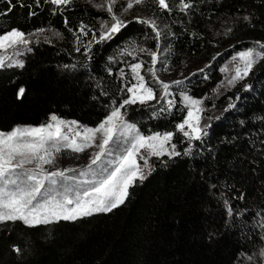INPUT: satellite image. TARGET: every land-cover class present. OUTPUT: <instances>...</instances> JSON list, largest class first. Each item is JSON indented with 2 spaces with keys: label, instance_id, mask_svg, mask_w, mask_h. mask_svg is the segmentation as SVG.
I'll return each instance as SVG.
<instances>
[{
  "label": "trees",
  "instance_id": "trees-1",
  "mask_svg": "<svg viewBox=\"0 0 264 264\" xmlns=\"http://www.w3.org/2000/svg\"><path fill=\"white\" fill-rule=\"evenodd\" d=\"M12 3L14 9L7 16L0 15V31L17 28L32 33L43 28L45 32L31 37L32 51L23 68L0 69V130L38 126L53 113L95 127L111 98H120L124 81L119 72L125 70L127 56L119 53L125 43L135 39L155 50V41L144 38L145 31L151 34V30L132 22L111 42L93 45L88 59L83 49L75 51V37L69 29L78 31L84 24L98 30L101 20L108 19L92 0H72L56 14L54 6L44 0H39V7L36 0ZM169 3L171 13L161 12L150 0L134 9L138 16L156 18L165 33H174L162 41L169 46L161 53L168 69L211 62L212 67L205 69L208 79L192 77L187 90L194 96L215 89L220 67L234 53L264 41V0H192L194 7L187 14L175 7L178 0ZM7 6V0H0V12ZM29 11L36 15L29 16ZM244 15L250 16V23L243 21ZM57 31L62 35H53ZM217 53L221 55L213 61ZM245 83L252 85L251 90L228 92L233 99L239 93L241 100L235 109H223L216 116L220 119L211 120L209 135L203 142H194L192 156L154 158L155 171L130 189L119 208L75 222L32 228L19 221L0 224V264H238V255L252 253L263 236L262 230L249 225L255 210L264 208V152L250 143L264 127V121L255 119L264 117V61ZM21 86L26 91L17 99ZM181 107L178 102L171 112L161 113L159 108L131 105L126 119L144 134L175 131L186 114ZM182 141L183 136L176 133L173 143L181 152L186 146ZM257 147L264 149L258 140ZM222 192L229 198L245 193V200L233 199L232 205L251 211L243 217H227ZM13 246L21 252L13 251Z\"/></svg>",
  "mask_w": 264,
  "mask_h": 264
},
{
  "label": "snow or ice",
  "instance_id": "snow-or-ice-1",
  "mask_svg": "<svg viewBox=\"0 0 264 264\" xmlns=\"http://www.w3.org/2000/svg\"><path fill=\"white\" fill-rule=\"evenodd\" d=\"M45 3L54 6L53 14L62 12L72 0H44ZM91 2V0H89ZM155 6L161 12L171 13L173 8L169 0H154ZM118 0H102L94 4L98 10L108 14L107 20H101L98 30H93L81 24L78 31L69 29L75 37V51L91 59L93 45L106 44L114 40L132 22L141 24L151 30L144 33L145 40L155 41V50L141 46L135 39H129L120 50L119 55L131 56L137 59V54L142 53L151 57L150 66L145 67V62L137 60L128 65L131 79L135 81L128 86L125 70L120 69L119 79L124 81V86L119 89L120 98L113 97L106 105L107 111L102 120L95 127L81 124L76 120H66L56 114H50L48 120L38 126L16 125L8 131L0 130V224L8 222H22L27 227H38L59 223L60 221L75 222L96 214H107L122 206L130 195V189L137 183L143 184L155 171L151 160L153 157L160 159L168 157L192 156L196 145L194 142H203L209 135L210 123H204V113L208 110L205 105L207 96L196 98L189 94L186 82L190 83L192 77L203 75L208 79L205 69L212 67L211 62L205 64L182 79L165 82L158 75L157 65L167 71L168 64L161 56L168 50V45L162 41L174 33L169 30L165 33L154 17L135 16L132 21L123 17L134 7L143 5L145 0H126L121 5L119 13L115 10ZM7 7L0 15L7 16L15 7L12 0H7ZM24 6V5H21ZM39 7V0H36ZM31 7V6H29ZM175 7L182 13L187 14L193 9L192 0H178ZM34 11H29V16H34ZM243 21L250 23V16L244 15ZM65 26L68 20H64ZM167 26H165L166 28ZM231 32L232 29H227ZM45 29L40 28L32 33H25L20 29L12 28L0 31V69L23 68L22 57L25 52L32 51L31 37L41 36ZM90 39L84 43L82 36ZM53 35L61 36L60 32ZM45 42H50L47 36ZM217 53L211 59L214 61L220 56ZM112 58H110L111 60ZM264 61V41H256L253 47L236 52L229 64L221 67L222 73L231 71L233 74L225 77L220 85L213 89V93L219 95V88L230 90L240 81L245 80L252 73L254 67ZM229 65L232 67L230 68ZM65 67H68L65 65ZM74 67V66H73ZM142 71L151 76V82L146 80ZM108 74L112 75L111 68ZM157 85L162 91L157 96ZM252 85L246 84L242 91H250ZM173 89L176 92L172 91ZM25 87L21 86L17 93V99H22ZM179 95L180 108L183 114L182 122L175 125V131L142 133L136 124L126 119L128 106L145 105L155 101L160 106L159 111L171 112L177 106L174 98ZM102 95H108L102 92ZM126 97V98H125ZM241 95L235 98L229 97V103L224 112H229L237 107ZM215 108V104L211 105ZM156 115V112L153 113ZM220 119V117H208V120ZM256 120L264 121V117H256ZM243 121L241 124L243 125ZM176 133L183 136L182 143L186 146L183 152L177 150L173 143ZM264 127L256 133V140H250L258 152L264 149L257 147L264 145ZM235 139V137L233 138ZM89 149H96L91 153L88 163L83 167H56L58 158L65 152L75 155L85 153ZM142 161V163H141ZM166 166V161H161ZM216 187V185H213ZM225 185V188H228ZM223 207L229 218L245 216L250 209L236 210L232 200H245L246 195L240 192L238 196L229 198L224 192ZM247 223V222H246ZM253 229L264 231V208H257L249 225ZM260 239L264 241V236ZM13 251L20 253L18 246H13ZM264 261V246L258 253ZM255 255L241 252L237 260L254 261Z\"/></svg>",
  "mask_w": 264,
  "mask_h": 264
},
{
  "label": "rangeland",
  "instance_id": "rangeland-1",
  "mask_svg": "<svg viewBox=\"0 0 264 264\" xmlns=\"http://www.w3.org/2000/svg\"><path fill=\"white\" fill-rule=\"evenodd\" d=\"M150 1L154 2V0H150ZM92 2L100 3V2H102V0H92ZM125 2H126V0H118V3L116 5V9H115L118 13L121 9V5L124 4ZM135 16H138V14L136 13L135 9L133 8L123 18L126 20H132L133 17H135ZM89 39H90V36H85L82 38L84 43H87V41ZM143 47L148 48L146 45H144ZM29 54H30V52H25L22 57H17V58L22 59L24 61L29 56ZM161 56L163 57L162 54H161ZM231 57L221 67L229 64V62L231 61ZM137 60L145 62V67H148V66H150L151 57L146 55V54L139 53V54H137V59L134 60L133 57L127 56L126 61H125L126 62L125 76H126L128 86H131L132 83H135V81L131 79V73H130V70L128 68V65L131 63L137 62ZM204 66H205L204 64H199V63H185L182 67H180L177 70L168 69L167 71H164V70L160 69V65H157V69H158V75H159L160 79L165 81V82H170V81H173L176 79H182L183 77L188 76L189 73H191V72H193L199 68H203ZM221 67H220V69H221ZM229 67L231 68L232 66L229 65ZM220 69H219V75H218L219 83L215 88H217L222 81H225L226 76H230L231 74H233L231 71H229L228 73H222L220 71ZM142 74L145 76L146 80L151 82V76L149 73H147L146 71H142ZM190 85H191V83L186 82V87L188 86L187 88H189ZM245 85H246L245 80H243V81H240L234 88H231L230 90H228L226 88H219V93H220L219 95L214 94L213 90L210 93H206V94H202V95L199 93L200 94L199 96L198 95L194 96L190 93L189 94L192 95L193 97H196V98H201V97H205V96L208 97V99L205 100V105H204L208 110L204 113L205 119L203 122L204 123H210L211 121L208 120V117H216L228 105L229 97H230L228 95V92L231 90H238L240 88H244ZM150 86L156 88L157 96H159L160 92L162 90L155 84H151ZM172 91L176 92L175 89H173ZM170 98H174L177 100V103L178 102L180 103L178 93L174 97H170ZM213 103L215 104V108L211 107V105ZM137 105H140V104H137ZM145 105L152 107V108H160V106L157 105L155 101H152V102L145 104ZM95 150L96 149H89L85 153H82L79 155H75V154H72L70 152H65L58 158L56 167H60V168L83 167L88 163L89 156ZM154 158H156V157H153L152 160ZM141 163H142V161H141ZM262 232H263V236H264V231H262ZM262 246H264V241H262V243L260 244V246L257 249H255L252 253H250V254L255 255L254 261L249 262L247 260H239L238 264H261V263H263L261 258L258 255H256Z\"/></svg>",
  "mask_w": 264,
  "mask_h": 264
}]
</instances>
